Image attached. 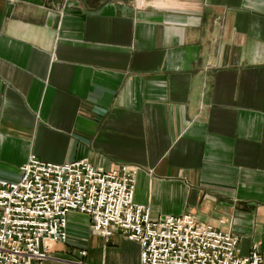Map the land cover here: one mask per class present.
Returning <instances> with one entry per match:
<instances>
[{"label":"crops","instance_id":"crops-1","mask_svg":"<svg viewBox=\"0 0 264 264\" xmlns=\"http://www.w3.org/2000/svg\"><path fill=\"white\" fill-rule=\"evenodd\" d=\"M25 155L128 166L146 219L186 215L264 264V0H0V181ZM85 227L65 212L35 264H135Z\"/></svg>","mask_w":264,"mask_h":264},{"label":"built area","instance_id":"built-area-1","mask_svg":"<svg viewBox=\"0 0 264 264\" xmlns=\"http://www.w3.org/2000/svg\"><path fill=\"white\" fill-rule=\"evenodd\" d=\"M131 173L125 165L97 169L82 159L48 164L25 155L14 180L0 181V264L41 260L36 245L63 240L65 212L84 216L100 242L110 232L131 242L135 264H257L251 248L235 257L233 238L186 215L146 219L144 207L129 202Z\"/></svg>","mask_w":264,"mask_h":264}]
</instances>
